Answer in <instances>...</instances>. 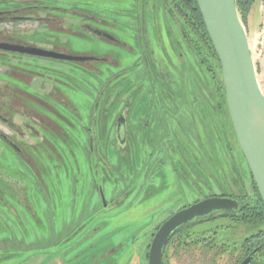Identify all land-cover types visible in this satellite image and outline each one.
I'll return each mask as SVG.
<instances>
[{
    "label": "rangeland",
    "instance_id": "rangeland-1",
    "mask_svg": "<svg viewBox=\"0 0 264 264\" xmlns=\"http://www.w3.org/2000/svg\"><path fill=\"white\" fill-rule=\"evenodd\" d=\"M10 1L13 0H3L0 4L8 6ZM152 1L156 8L154 17L147 19V27L150 30L155 26V18L157 23L162 18L161 26L167 27L160 0ZM148 2L147 9L151 7V0ZM18 3L20 6L12 7L30 8L21 15L34 14L33 18L16 24H0L5 37L17 34L28 47L97 59L81 64L27 55L21 56L16 63L11 62V65H17L16 70L13 67L0 68V88L3 83L14 85L19 90L17 99L20 100L14 103L9 98L5 103L10 110L17 109L5 116L19 127V132L1 123L0 131L25 154L23 156L15 147L0 141V175L7 177L6 181L0 178V264H148L149 245L157 225L193 199V178L187 176L186 180L182 179L168 160L171 152L172 161H181L188 147L184 144L188 142L195 146L199 141L193 128V114L186 113L185 106L180 107L181 104L174 106L185 98L182 97L186 93L184 85L180 86V97H176L179 86L174 80L177 77L173 80L167 68L160 65V61L156 62L160 65V77L166 80V87L176 97L168 101V93H163L159 85L151 88L150 83L140 78L142 73L134 68L140 53L138 56L136 50L131 52L107 43L105 41L108 40L103 41L88 30L87 26L102 29L120 36L137 49L139 45L132 41L130 34L135 27L131 11L135 9L133 14L137 10V0H20ZM126 10L128 17L124 13ZM244 26L257 79L264 93V2L256 1ZM164 31L158 41L164 49L160 50L156 42L153 43L155 40L151 35L145 39L146 46L152 49L157 59L164 57L173 61L175 57L168 47L170 38ZM176 33L173 34L174 44L184 53L183 40L178 30ZM209 58L208 65L221 82V68L213 56ZM152 60L150 55L149 62L153 63ZM5 74L17 75L18 79L12 80ZM116 74L120 79L114 81L112 78ZM137 74L140 76L138 82L134 80ZM179 76L183 78L182 73ZM135 84L140 86L134 87ZM131 89L157 94L158 97L154 98L156 104H153L159 107L167 100V108L171 111H164L163 118L170 129L163 130L166 139L161 145L165 156L163 164L157 155H153L157 153L159 144L154 143L158 137L153 134L156 124L152 121L149 133L144 136L137 134L141 125L133 124L132 140H129L122 157H117L116 144L91 146L92 150L98 149L91 155L85 142L83 146L75 143L77 137L86 141L92 133L88 128L94 121L96 103L100 102L101 107L104 100L113 94L114 104L125 106L120 100ZM4 90L1 95L9 97ZM208 93L211 94L210 91ZM204 95L210 99L205 92ZM61 98H64L63 102ZM149 101L150 95L144 103L148 105ZM141 103L137 97L130 104L131 114L138 112L134 114L133 123L142 114V110L137 111ZM221 103L224 105V98L219 89L214 99V117L223 139L212 143L214 147L215 143L223 145L225 156L222 155L217 166L211 165L208 160L212 145L209 141L212 139L207 141L205 131L199 141L203 157H199L205 169L203 173L211 179V185L208 183L203 191L205 195H216L229 188L235 196L246 193L250 197L253 180L237 143L230 116L221 109ZM197 119L203 124V118ZM146 121V116L140 120L141 123ZM29 126L37 134L32 133ZM201 126L206 127V124ZM52 132L62 137L65 144L55 140ZM171 134H180L181 137L173 139ZM125 146L120 144L121 148ZM151 156L154 158L150 160ZM216 172L223 176L229 174L235 182L214 178V183L210 175L213 173L215 176ZM240 186L245 190L241 191ZM230 223L227 219L204 222L188 232L187 239L186 236L174 238L165 248L163 264H238L246 253L260 246L263 237L257 236V231ZM254 256L256 264H264V244Z\"/></svg>",
    "mask_w": 264,
    "mask_h": 264
},
{
    "label": "trees",
    "instance_id": "trees-1",
    "mask_svg": "<svg viewBox=\"0 0 264 264\" xmlns=\"http://www.w3.org/2000/svg\"><path fill=\"white\" fill-rule=\"evenodd\" d=\"M149 0H137V10L132 14L133 11H131V15L128 14V11L126 10L125 16L133 17V21L135 24V27L131 29V39L136 44L139 45L137 48L138 54L140 53V57L138 58L137 64L141 68L142 75L140 78L143 79V81L150 83V86L154 88L155 85H159L160 89L163 93H168V96L170 98L180 97V86L184 85V90L186 91L185 94H182V97L185 98L180 103H174V106H181L184 107L183 109L188 113L189 115H192L193 117V128L197 135V141L202 139V135H204V132L207 131V141H209V144L213 142V140L219 143L220 140H222V134L219 131L218 123H216V118L214 117V111L216 109L214 105V99L215 95L218 94L219 89L222 90V96L224 98V105L221 103V109H225L226 115L229 117L226 98H225V91H224V85L223 80L220 82L216 76L212 72L211 65H208L210 62L211 56H213L217 62L219 69L220 64L218 61V58L216 56V53L212 47L211 41L209 39V36L206 32L202 17L200 15L197 3L195 0H160L159 3L161 5V8L163 12L165 13L164 18L166 21L167 27L161 26V20L164 22V20L161 18L160 23L156 22L155 18V26L153 25L150 30L149 27H147V19L149 20L154 17V10H155V3L151 0V7L147 9L150 2ZM157 1V0H156ZM258 0H236V6L241 18L242 23L244 24L246 22V18L251 10V8L254 6ZM264 2V0H260ZM153 13V14H152ZM149 17V18H148ZM124 24V23H123ZM126 25V24H124ZM137 25V26H136ZM146 25V26H145ZM161 26V27H160ZM140 27V30L138 31ZM178 30L179 35L181 36L183 40V46L185 47V52L179 50V48L174 44V36L173 34H177L176 30L172 34V28ZM135 28V29H134ZM136 30V31H134ZM165 30V31H164ZM162 31L165 32V35L170 38V42L168 43V47H171V52L173 56L175 57V60L170 61L169 59H165L164 57L157 59L153 55L152 49L149 50V47H147L145 39L147 40V37L150 38L149 35H151V38L155 40L153 43L156 42L157 46H159V49L162 50V46H164L159 41L160 35L162 34ZM141 45H145L146 47L142 48ZM161 46V48H160ZM135 47V46H134ZM164 49V48H163ZM179 56H175V55ZM152 55V62H149V56ZM179 57V58H178ZM180 60V61H178ZM162 63H160V62ZM141 62V63H140ZM160 63V65L167 68V71L172 75V79L174 77H177L174 82L176 86L178 87L177 96L175 97L173 94L169 92V89L166 87V80L163 81L160 77V71L159 66L157 63ZM156 64V66L154 65ZM221 70V69H220ZM183 74V78L179 76L180 74ZM153 82V84L151 83ZM211 92L209 95L208 92ZM204 92L206 95L210 96V99L205 97ZM162 94V93H161ZM164 99V96H160V98ZM208 99V100H207ZM176 104V105H175ZM160 105H165L164 107H161L162 113L169 112L171 110H168L167 108V102L164 100V102L160 103ZM207 110V111H206ZM206 112L210 113V118L206 117ZM195 115V116H194ZM167 117V116H166ZM203 118V124H200V121H198V118ZM206 124V127L201 126ZM204 137V136H203ZM194 139V138H193ZM198 143L195 144V146H192L194 149V152L196 155L202 154L201 152V145L199 146ZM195 142V139H194ZM218 143H215V145L212 143L210 147V159L208 160L212 166H217L219 163V160L222 159V155L225 156V149L223 145H219ZM208 147H206L207 149ZM203 157V156H201ZM227 159V157H225ZM213 159V160H212ZM228 162L229 159H227ZM216 170V167H215ZM222 170V169H221ZM211 177L214 181L215 179L223 178V179H230L235 182L233 177L231 178L229 174L221 175L220 172H216L215 176L213 173L211 174ZM226 182V181H225ZM229 182V181H228ZM226 182V183H228ZM253 184V191L250 197L246 195V193L240 192L241 195L235 196L234 193L229 190V188H225L223 190H220L218 192V196L220 197H226L235 199L239 203V209L236 212L232 213H223V214H217L209 219L206 220H200L198 222H195L193 224L187 225L182 227L177 232L182 233L183 236H186V239L188 238L187 234L190 232L195 226L204 223V222H210V221H216L218 219H227L229 222H231V225L240 226L242 228H245L246 230H254L258 232V235H262L263 241L260 240V246L264 244V204L258 194V191ZM231 186V185H229ZM240 190L244 191L245 188L240 186ZM254 228V229H252ZM183 239V238H182ZM249 240V239H248ZM260 246L257 250H259ZM250 249V248H249ZM257 252V251H256ZM255 253V252H254ZM249 254H245L241 260H243L245 257H247ZM264 258V256H263ZM239 260L238 262H240ZM255 256L251 260L250 264H256L255 263Z\"/></svg>",
    "mask_w": 264,
    "mask_h": 264
},
{
    "label": "water",
    "instance_id": "water-1",
    "mask_svg": "<svg viewBox=\"0 0 264 264\" xmlns=\"http://www.w3.org/2000/svg\"><path fill=\"white\" fill-rule=\"evenodd\" d=\"M221 67L232 128L253 183L264 204V93L257 79L250 43L236 0H195ZM13 51L11 47H5ZM14 51H19L17 48ZM33 57L84 62L88 57L58 54L36 47H20ZM235 199L212 197L178 211L158 229L150 244L148 264H162L170 237L180 228L217 214L238 210ZM252 255L240 264H249Z\"/></svg>",
    "mask_w": 264,
    "mask_h": 264
},
{
    "label": "flooded vegetation",
    "instance_id": "flooded-vegetation-1",
    "mask_svg": "<svg viewBox=\"0 0 264 264\" xmlns=\"http://www.w3.org/2000/svg\"><path fill=\"white\" fill-rule=\"evenodd\" d=\"M0 2H3V0H0ZM18 2H20V0L10 1L8 6L3 4V3L0 4V24H4V23L16 24V22H19V21H21L23 19H30L31 20L33 18L34 14L33 15H29V16L21 15L22 12H24L26 10H29L30 8L28 9V8H20V7L13 8L12 7V6H20V3H18ZM87 28H88V30L91 33L101 37L99 39H101L103 41H105V39L108 40V41H105L107 43H111L113 45L122 47V48L127 49V50H129L131 52H135V50L137 51V49L135 47H133L130 44L126 43L120 36L118 37V36H115V35H111V34L107 33L106 31H104L102 29H98V28L92 29V28H90L88 26H87ZM3 32H4V30L1 29L0 30V68H1V70H4L5 69L4 67H8V68L13 67L12 69L16 70L14 68L17 65L16 64L11 65V62H13V63L15 62L16 63V62L19 61L21 56H27V55L21 54L19 51H20V47H28V45L22 43L19 40V36L17 34L16 35L8 34V36L5 37L3 35ZM5 47H11V48H13V51H7V50H5L6 49ZM16 48L19 51H14ZM137 53H138V51H137ZM59 54L68 55V54H64V53H59ZM137 55L139 56V54H137ZM72 56H78V55H73L72 54ZM79 56L80 57H88V58L92 59V60H88V61H84V62H78V63H81V64H84L86 62H92V61H95V59H97L96 57H93V56H85V55H79ZM112 59H114V58H112ZM58 61H63V60H58ZM134 68H136V71L142 73L141 72L142 70H141L140 66H138V64H136ZM6 71L9 72L10 69H6ZM5 75L7 77H9L10 79H12V80H17L18 79L17 75H13V76L12 75L9 76L7 74H5ZM114 76L115 77H113L112 80L116 81L119 77H116L117 74L114 75ZM135 77H137V79L135 78L134 80H137V82H138V79H139L138 77H140V76H138V74H137V76H135ZM151 83L153 84L152 81H151ZM1 85L3 87L0 88L1 89L0 90V95H1V92H3V90L5 89L4 91L7 92L6 94L9 97L6 98L4 95L0 96V123L1 124H7L11 128H13L15 132L18 133L19 130H20L19 127H17L13 122H11L10 119H8L5 116L6 114L11 113L10 111H12V112L14 111L15 112L17 109L10 110V108H8L6 106L7 104H5V103H7L6 100H9V98H11L13 102L17 101L16 103H18L20 101V100L17 99V98H19L18 93H17L19 90L14 85L10 86V85H7L6 83L5 84L3 83ZM139 86L140 85H137V84L134 85V87H139ZM153 89H154V87H153ZM156 92L160 93L157 90H156ZM98 94H100V93H98ZM149 95H150V101H149V104L147 105V103H144V102L148 98ZM99 96L100 95H98V97ZM160 96H161V93H160ZM112 97H113V94H111L108 97V99H105L101 107L99 106L100 102L98 104L97 103L95 104L94 110H95L96 113H95L94 121L92 123V127L88 128L90 131H92V133L87 136L86 141H85L84 138H78L77 137V140L75 139L76 140L75 141L76 145L77 146H79V145L83 146L82 144L85 142V144H87L89 146V149H90L89 153L93 152V153L96 154V152L98 150L97 147H96V150L94 148L92 150L91 146H94V145L95 146H97V145L111 146V144H116L117 145L116 151L118 152L117 157L118 156L122 157L125 154V150H126L127 145L129 146V140L130 139L132 140V136H133L132 130L135 129L133 127V124L141 125V128L137 129V134H140V135L142 134L144 136V134L147 135V133H149V128L148 127H149L150 121H152L151 123H153V124L155 123L156 124V129L153 128L154 129L153 134H156V137H158L157 140H159V141H157V140L154 141V143L157 142L159 144V148L157 149L158 151H156L157 153L153 154V155H157L158 161H160V163L163 164L165 156L162 155L163 151H162V146L161 145H164V143L166 141V139H164V134H163V133H165V131H163V130H167V129H170V128L168 127L169 123H168V125H166L165 122H164V118L165 117L163 118L162 111L161 112L157 111V110L161 109L162 105H160V107L158 105H154V104H156V102H154V98L158 97V95L157 94L156 95H154V94L151 95V93L148 90L131 89L127 94H125V96L123 97V100L122 99L120 100V102H122V104L125 105V106H121V107H119V105H121L120 103H115L114 104L113 101L115 99L112 98ZM137 97H140V100L142 102L141 104H139L137 111L142 110V112H141L142 114H140V117L136 121V123H133L132 120L134 119V114H137L138 112L137 113L132 112V114H131V112H130V106L131 105L130 104H131L132 100L134 98H137ZM61 100L63 102L64 98L63 99L61 98L60 101ZM167 100L169 101V100H171V98L167 96ZM98 101H100V100H98ZM153 102H154V104H153ZM98 109L100 111L99 115H98ZM144 116L147 117L148 121L141 123L140 120ZM206 117L210 118V113L206 112ZM63 122L66 125H69L67 122H65V121H63ZM109 126H112L111 130H110ZM28 129L30 131H32V133L37 134V131L34 128H31L29 126ZM45 129H49L50 130L51 128H45ZM104 130L108 131V133H105ZM178 132L180 133L179 130H178ZM52 133H53V136H54L53 138L55 140L59 141L60 143L62 142L63 144H65V142H63L64 140L62 139V137H59L56 132H52ZM112 135L114 137H112ZM177 135L175 136V134H173V135L171 134L173 139H174V137L176 139L179 138L180 134L178 136ZM114 140H117V141L114 143ZM0 141L2 143H5V144L9 145V146L15 147V149H16V151L18 153H20L23 156H25V154L22 153V150L20 148L17 149L15 143L11 139L5 137V135L1 131H0ZM46 143L50 144L49 141H47ZM120 144L121 145H126V146L124 148L123 147L121 148ZM190 144L191 143H188V142H187V144H184L185 147L187 145H188V147L185 148V154H183L184 157L181 158V161L180 160L179 161H175V162L172 161L171 160V157H172L171 152H170V157L168 159L170 161V165L174 166V168H173L174 170L173 171H175L176 173L179 172L182 179L186 180L187 176H190V177L193 178V180H192L193 183L191 185L192 190H193V195H192L193 199L190 202H188L187 204H184L181 207L177 208L176 212L181 211L183 209H186V208H188V207H190V206H192L194 204H197V203H199V202H201L203 200H206L208 198L220 197V196H218L219 194H216V195H212V194L211 195H205L203 190L207 189L206 185L208 183L211 185V179L208 177V175H205L203 173L205 169L203 167V164H201L202 162L200 160V157L198 155H196V153L194 152L193 147ZM127 150H128V148H127ZM91 155H92V153H91ZM152 158H154V157L151 156L150 160ZM159 170H160V167H159ZM0 176H1L0 178L2 180L6 181L5 178H7V177H5L2 174ZM158 177L160 178V173H159ZM221 198H226V197H221ZM238 209H239V207H238ZM176 212L172 213L168 218H170ZM163 223L157 225L156 230L154 231V233L152 235V239L154 238V235L156 234V232L158 231V229L160 228V226ZM180 229H178V230H180ZM177 231L170 237L166 247L171 243V241L174 238H181V236H183L182 233H180V232L178 233ZM151 242H152V240H151ZM149 249H150V245H149ZM257 249H258V246L255 247L253 249V251H251L249 253L248 256L252 255V259H253L254 258V252L257 251ZM164 251H165V249H164ZM247 257H245L244 259H246ZM243 260H241L238 264H240ZM162 264H163V260H162Z\"/></svg>",
    "mask_w": 264,
    "mask_h": 264
},
{
    "label": "crops",
    "instance_id": "crops-1",
    "mask_svg": "<svg viewBox=\"0 0 264 264\" xmlns=\"http://www.w3.org/2000/svg\"><path fill=\"white\" fill-rule=\"evenodd\" d=\"M262 16H263V13H262ZM263 28H264V26H263Z\"/></svg>",
    "mask_w": 264,
    "mask_h": 264
}]
</instances>
